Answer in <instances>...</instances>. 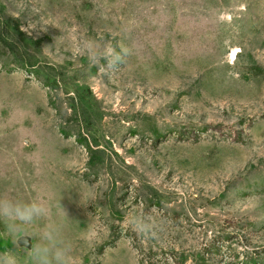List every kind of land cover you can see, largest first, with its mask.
Listing matches in <instances>:
<instances>
[{
  "label": "rangeland",
  "instance_id": "rangeland-1",
  "mask_svg": "<svg viewBox=\"0 0 264 264\" xmlns=\"http://www.w3.org/2000/svg\"><path fill=\"white\" fill-rule=\"evenodd\" d=\"M0 195L48 209L0 222L18 264L45 226L78 264H264V0H0Z\"/></svg>",
  "mask_w": 264,
  "mask_h": 264
},
{
  "label": "clouds",
  "instance_id": "clouds-1",
  "mask_svg": "<svg viewBox=\"0 0 264 264\" xmlns=\"http://www.w3.org/2000/svg\"><path fill=\"white\" fill-rule=\"evenodd\" d=\"M77 54H86L91 64L106 60L115 66L128 53L124 50L117 52L113 47H98L95 42L86 41ZM47 215L48 209L37 201L21 202L0 195V222H3L13 240L20 233L27 235V227L45 219ZM128 224L138 236L148 238L150 234L154 235L152 227L143 217L130 215ZM38 240L30 253L32 264H78L71 244L63 239L59 228L45 226L38 234ZM0 264H18V260L11 252H5L0 254Z\"/></svg>",
  "mask_w": 264,
  "mask_h": 264
},
{
  "label": "water",
  "instance_id": "water-1",
  "mask_svg": "<svg viewBox=\"0 0 264 264\" xmlns=\"http://www.w3.org/2000/svg\"><path fill=\"white\" fill-rule=\"evenodd\" d=\"M19 242H20L21 244H24V245H30V239H29V237H27V236H25V237H21V238L19 239Z\"/></svg>",
  "mask_w": 264,
  "mask_h": 264
}]
</instances>
